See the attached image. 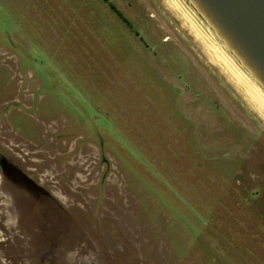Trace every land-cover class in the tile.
Instances as JSON below:
<instances>
[{
	"label": "rangeland",
	"instance_id": "obj_1",
	"mask_svg": "<svg viewBox=\"0 0 264 264\" xmlns=\"http://www.w3.org/2000/svg\"><path fill=\"white\" fill-rule=\"evenodd\" d=\"M108 2L137 36L0 0V264H264V118L166 0Z\"/></svg>",
	"mask_w": 264,
	"mask_h": 264
},
{
	"label": "water",
	"instance_id": "obj_2",
	"mask_svg": "<svg viewBox=\"0 0 264 264\" xmlns=\"http://www.w3.org/2000/svg\"><path fill=\"white\" fill-rule=\"evenodd\" d=\"M264 94V0H182Z\"/></svg>",
	"mask_w": 264,
	"mask_h": 264
},
{
	"label": "bare ground",
	"instance_id": "obj_3",
	"mask_svg": "<svg viewBox=\"0 0 264 264\" xmlns=\"http://www.w3.org/2000/svg\"><path fill=\"white\" fill-rule=\"evenodd\" d=\"M174 11L184 20L191 29L194 37L205 48V55L211 65L220 68L227 79L246 96L251 105L259 113L260 118H264V94L260 88L250 80L248 75L242 71L233 58L226 53L224 48L213 37L208 29L194 16L185 6L182 0H166Z\"/></svg>",
	"mask_w": 264,
	"mask_h": 264
},
{
	"label": "flooded vegetation",
	"instance_id": "obj_4",
	"mask_svg": "<svg viewBox=\"0 0 264 264\" xmlns=\"http://www.w3.org/2000/svg\"><path fill=\"white\" fill-rule=\"evenodd\" d=\"M106 3H108V6L110 7V10L113 12V15H115V17H116V19H120L122 22H124L128 27H129V29H131V30H133L134 31V33H135V35H136V32H135V30H134V27H132V25L130 24V21L128 20V19H126L125 17H123V15L121 14V12L120 11H118L116 8H115V6L113 5V4H111V3H109L108 2V0H104ZM119 20V21H120ZM137 36V35H136ZM139 37V36H138ZM163 42H166V40H164ZM2 152L9 158V162H10V164L13 166V169H14V172L15 171H21V170H23L22 168H24V165L26 164V163H24V162H19L13 155H12V153H10L9 151H7V150H5V149H2ZM7 158V159H8ZM17 171V172H18ZM19 171V172H20ZM18 172V174H20V175H22V176H24L25 174L22 172H20L19 173ZM15 177L16 178H18V175H15ZM0 219H1V217H0Z\"/></svg>",
	"mask_w": 264,
	"mask_h": 264
}]
</instances>
